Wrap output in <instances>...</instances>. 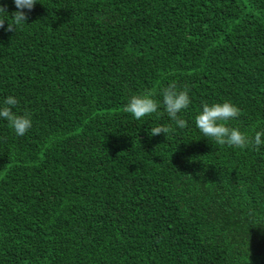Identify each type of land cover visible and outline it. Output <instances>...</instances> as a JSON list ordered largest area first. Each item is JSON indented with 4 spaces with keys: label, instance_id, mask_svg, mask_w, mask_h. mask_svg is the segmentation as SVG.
<instances>
[{
    "label": "trees",
    "instance_id": "trees-1",
    "mask_svg": "<svg viewBox=\"0 0 264 264\" xmlns=\"http://www.w3.org/2000/svg\"><path fill=\"white\" fill-rule=\"evenodd\" d=\"M36 2L13 32L0 15V107L32 122L0 119V264H264V143L195 126L230 102L228 127L264 132V0ZM173 83L183 129L162 105ZM149 91L157 113L123 111Z\"/></svg>",
    "mask_w": 264,
    "mask_h": 264
},
{
    "label": "clouds",
    "instance_id": "clouds-1",
    "mask_svg": "<svg viewBox=\"0 0 264 264\" xmlns=\"http://www.w3.org/2000/svg\"><path fill=\"white\" fill-rule=\"evenodd\" d=\"M16 11L7 12L6 5H0V15L9 16L12 25H8L5 31L13 32V26L27 24L28 12H31L37 3L36 0H13ZM27 10V11H25ZM5 21L0 19V28H4ZM151 91L143 94L132 95L123 111L130 114L134 119L140 120L145 116L157 113L160 103L153 99ZM162 105L168 117L180 128L187 127V121L178 117V114L189 107L190 98L188 89L178 90L175 83L165 87L161 91ZM18 105V100L8 96L0 107V119L8 122L17 136H24L32 127L31 119L27 115H17L13 108ZM240 110L230 102L216 103L211 106L207 103L202 105V111L195 117V126L206 138L212 139L217 145L246 149L252 147L259 150V146L264 143L262 137L264 132H256L254 137H249L241 133L239 129L227 126L229 120L240 116ZM169 126H156L149 131V137L158 136L174 132Z\"/></svg>",
    "mask_w": 264,
    "mask_h": 264
}]
</instances>
